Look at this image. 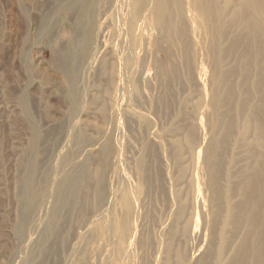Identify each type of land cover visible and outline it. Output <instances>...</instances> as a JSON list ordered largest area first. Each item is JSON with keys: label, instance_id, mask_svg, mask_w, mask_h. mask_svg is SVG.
I'll return each mask as SVG.
<instances>
[{"label": "rangeland", "instance_id": "1", "mask_svg": "<svg viewBox=\"0 0 264 264\" xmlns=\"http://www.w3.org/2000/svg\"><path fill=\"white\" fill-rule=\"evenodd\" d=\"M183 3V24L171 6L158 28L146 8L127 25L134 0H0V264H227L222 243L242 234L229 187L264 164L260 53L252 36L202 35Z\"/></svg>", "mask_w": 264, "mask_h": 264}, {"label": "bare ground", "instance_id": "2", "mask_svg": "<svg viewBox=\"0 0 264 264\" xmlns=\"http://www.w3.org/2000/svg\"><path fill=\"white\" fill-rule=\"evenodd\" d=\"M118 1V0H117ZM135 1V5H134V10H133V12H132V20L131 19H129V17H128V15H127V18H126V20L125 21H127V25L130 27V26H132V27H135L136 25H138L139 23V21L141 20V18H142V12H143V10L146 8V9H148V11L150 12V14H151V16H152V18H153V20H154V23L156 24V26L158 27V28H166V27H168V28H172L173 27V24L172 23H170V22H168L169 20H170V17H173V18H175L174 17V15L173 14H171L172 12L170 11V7L172 6V7H174V10L176 9L177 10V12H179L177 15H178V17H177V19L183 24V21H184V17H183V13H184V11H185V9H184V6H183V0H134ZM186 1V0H185ZM107 2V1H106ZM124 2V1H123ZM188 2H189V10H190V13H188V18L190 19V21L191 22H194V26H195V28H200V25H199V23H198V21H200L201 23H202V25L204 26V28H205V30H206V33H204V31H203V34L202 35H204V34H206V36H208V37H210V36H214V34H216V33H218V34H221L222 35V38H244V37H246V38H248V40L250 39L249 38V36H252V38H255L256 39V42H257V44L258 45H256V46H258V50H259V52L258 53H256V54H259L260 53V55H257V56H259V61H257L256 63H258L259 65H260V71H259V77H262V78H260V79H258V83H261V84H259V85H261L262 86V90L264 91V0H188ZM103 3H104V1H103ZM134 3V2H133ZM117 4V3H116ZM122 4H124V3H122ZM117 6V5H116ZM186 6V5H185ZM131 7V6H130ZM128 8V7H127ZM122 9H125V6H124V8H122ZM121 10V9H120ZM119 10V11H120ZM172 10V9H171ZM115 11V10H114ZM113 11V12H114ZM125 11V10H124ZM127 11V10H126ZM187 11V10H186ZM147 12V11H146ZM176 11H175V13H177ZM120 13V12H119ZM123 13V12H122ZM129 13V12H128ZM125 14H126V12H125ZM145 14V13H144ZM115 15V14H114ZM123 15V14H122ZM116 17H117V15H116ZM116 17H115V19H116ZM229 17V18H228ZM124 17L122 16V19H123ZM144 18V17H143ZM121 19V18H120ZM119 19V20H120ZM96 20H98V19H96ZM178 20H177V22H178ZM187 20V19H186ZM110 21V20H109ZM122 21H124V20H122ZM118 22V21H117ZM138 23V24H137ZM187 23V22H186ZM123 25V24H122ZM144 25V24H143ZM142 25V26H143ZM177 25H178V23H177ZM179 25H181V24H179ZM201 25V26H202ZM119 26V24L117 25V27ZM90 27H91V25H90ZM99 27V26H98ZM108 27V26H107ZM122 27V26H121ZM138 27V26H137ZM146 27H148V26H146ZM175 27V26H174ZM119 28V27H118ZM178 27H176V29H177ZM181 28V27H180ZM184 28V27H183ZM233 28H236V31H234V30H232ZM93 29H94V27H93ZM92 29V30H93ZM124 29H126V28H124ZM130 29V28H129ZM138 29V28H137ZM174 29V28H173ZM96 30V29H95ZM99 30H101V29H99ZM151 30V29H150ZM172 30V29H171ZM186 30V29H185ZM184 30V32H186ZM189 30V29H188ZM195 30V29H194ZM197 30V29H196ZM91 32V31H90ZM89 32V33H90ZM121 32V31H120ZM169 32V31H168ZM177 32H178V30H177ZM177 32H175L176 34H177ZM229 32H231V33H229ZM122 33V32H121ZM170 33H172V32H170ZM174 33V34H175ZM199 33V32H198ZM229 33V34H228ZM132 34V33H131ZM169 34V33H168ZM187 34V33H186ZM122 35V34H121ZM126 35V34H125ZM189 35H190V33H189ZM88 36V35H87ZM86 36V37H87ZM90 36V35H89ZM183 36V35H182ZM182 36H181V38H182ZM185 36H187V35H184V37ZM128 37V36H127ZM218 38H219V35L217 36ZM125 38V37H124ZM211 38V37H210ZM115 39V38H114ZM116 39H118V38H116ZM115 39V40H116ZM106 40V39H105ZM110 40V39H109ZM126 40H128V38L126 39ZM113 41V40H112ZM117 41V40H116ZM254 41V40H253ZM110 42H111V40H110ZM126 42H128V41H126ZM225 42V41H224ZM118 43V41L116 42V44ZM137 43V42H136ZM236 43V42H235ZM234 43V44H235ZM251 44H253V43H251ZM124 45V44H123ZM235 46V45H234ZM111 47V46H110ZM109 47V48H110ZM250 47H252V46H250ZM253 47H255V45L253 46ZM114 48H116L115 46H114ZM127 48H129V47H127ZM135 48V47H134ZM256 48V47H255ZM255 48H254V51H255ZM111 49V48H110ZM138 49V48H137ZM257 50V49H256ZM113 51V50H112ZM134 51V50H133ZM137 51V50H136ZM111 53V52H110ZM113 56H115V54H112ZM117 56L119 55V58H117V59H119L120 61L121 60H124L126 63H128L129 64V62H128V60H129V56H127V52H120V51H118V54H116ZM132 56V55H131ZM224 57V56H223ZM98 58V57H97ZM100 58V57H99ZM136 58V57H135ZM214 59L213 60H215V62H218V58L217 57H213ZM257 59H258V57H256ZM104 59V58H103ZM222 59V58H221ZM224 60V59H223ZM243 60V59H242ZM240 61V62H243V61ZM118 61V60H117ZM103 62V61H102ZM101 62V63H102ZM110 62V61H109ZM116 62V61H115ZM231 62V61H230ZM229 62V63H230ZM232 62H234V61H232ZM251 62H253V61H251ZM97 63V62H96ZM117 63H119V61L117 62ZM105 64V63H104ZM222 64V63H221ZM231 64V63H230ZM233 64V63H232ZM240 64V63H239ZM242 64V63H241ZM254 64H255V62H254ZM257 64V65H258ZM101 65V64H100ZM119 65H120V63H119ZM249 66H251L250 65V63L248 64ZM252 65H253V63H252ZM256 65V64H255ZM134 66V65H133ZM229 66H231V65H229ZM239 66H241V65H239ZM248 66V67H249ZM100 67V66H99ZM248 67H246V68H248ZM254 67V66H253ZM256 67V66H255ZM258 67V66H257ZM104 68V67H103ZM121 68H122V66H121ZM125 68V67H124ZM130 68H131V66H130ZM99 69H101V68H99ZM250 69V68H249ZM259 69V68H258ZM116 70V69H115ZM121 70V69H120ZM119 70V71H120ZM136 70V69H135ZM251 70H252V68H251ZM126 71V70H125ZM132 71V70H131ZM248 71V69H246V72ZM254 71V70H253ZM256 71V70H255ZM109 72V71H108ZM117 72V71H116ZM121 72H122V70H121ZM121 72H119V73H121ZM245 72V71H244ZM249 72V71H248ZM256 73V74H257ZM122 74V73H121ZM248 74V73H247ZM253 74V73H252ZM261 74V75H260ZM101 75V74H100ZM245 75V77L247 76L246 74H244ZM251 75V74H250ZM250 75L248 74V76H247V79H248V77H250ZM255 75V74H254ZM115 76V75H114ZM119 76V75H118ZM123 77V76H122ZM256 77V76H255ZM252 77H250V79H251ZM254 78V77H253ZM119 79L121 80V78H120V76H119ZM247 79H243V81H245V80H247ZM250 79H248L247 80V84H248V82H250L251 80ZM255 79V78H254ZM122 80H123V78H122ZM121 80V81H122ZM127 81V80H126ZM253 81H255V80H252V82ZM115 83V82H114ZM120 83V82H119ZM128 83V82H127ZM245 83V82H244ZM257 83V84H258ZM122 84H123V82H122ZM221 84V83H220ZM255 84V83H254ZM116 85V84H115ZM119 85V89H121V87H120V85L121 84H118ZM129 86V85H128ZM136 86H138V85H136ZM223 86H224V83H223ZM254 86V85H253ZM123 87V86H122ZM256 87H257V85H256ZM118 88V87H117ZM130 88V87H129ZM205 88H207V87H205ZM247 88V87H246ZM245 88V89H246ZM259 88H261V87H259ZM244 89V88H243ZM130 90V89H129ZM206 90V89H205ZM242 90V89H241ZM256 90V89H255ZM257 90H258V88H257ZM256 90V91H257ZM120 91H122V90H120ZM223 91V90H222ZM246 91H248L247 89L245 90V92ZM255 91V92H256ZM123 92V91H122ZM119 93V92H118ZM137 93V92H136ZM242 93H244V91L242 92ZM248 93V92H247ZM247 93H245L246 94V96H247ZM260 93H263V92H260ZM259 93V94H260ZM120 94V93H119ZM117 95V94H116ZM263 95V94H262ZM262 95H261V97H262ZM245 96V97H246ZM257 96H259V95H257ZM118 97H119V95H118ZM117 97V98H118ZM120 97H121V95H120ZM224 97V96H223ZM260 97V98H261ZM122 98V97H121ZM247 98V97H246ZM253 98H254V96H253ZM244 99V98H243ZM243 99H241L240 101H242ZM250 99V98H249ZM248 99V100H249ZM251 99H252V97H251ZM264 98H262V100H263ZM115 100H116V97H115ZM119 100V99H118ZM226 100V99H225ZM232 100V99H231ZM252 101V100H251ZM258 101H261L260 99L258 100ZM119 102V101H118ZM121 102H122V99H121ZM226 102V101H225ZM247 102V101H246ZM245 102V103H246ZM254 102V101H253ZM117 103V102H116ZM252 103V102H251ZM259 103V102H258ZM261 103H263V102H261ZM119 104V103H118ZM222 104V103H221ZM220 104V105H221ZM228 104H230V103H228ZM253 104V103H252ZM121 105H123V103H121L119 106H120V108H121ZM219 105V106H220ZM227 105V104H226ZM249 105V104H248ZM262 105V104H261ZM260 105V106H261ZM212 106V105H211ZM242 106H244V105H242ZM259 106V105H258ZM118 107V106H117ZM222 107V106H221ZM263 107V106H262ZM262 107H260V108H262ZM119 108V107H118ZM118 108H116V109H118ZM119 108V109H120ZM147 108V107H146ZM245 108V107H244ZM254 108V107H253ZM258 108V107H257ZM260 108H258L257 110H259ZM219 109H220V107H219ZM248 109H249V107H248ZM121 110V109H120ZM152 110V109H151ZM254 110V109H253ZM261 110V109H260ZM150 110H148L147 112H149ZM220 111V110H219ZM218 111V112H219ZM120 111H118L117 113H119ZM151 112V111H150ZM262 112V111H261ZM255 114H256V112H254ZM259 113H260V111H259ZM120 114V113H119ZM241 114V113H240ZM246 114H247V112H246ZM253 113H251V115H252ZM263 114V113H262ZM214 115V114H213ZM257 115V114H256ZM210 116V115H209ZM255 116V115H254ZM121 117V116H120ZM119 117V118H120ZM262 117V120H263V116H261ZM260 117V118H261ZM146 118V117H145ZM144 118V119H145ZM152 118V117H151ZM215 118H216V116H215ZM209 119V117H207V119L206 120H208ZM203 120V119H202ZM205 120V119H204ZM119 121V120H118ZM264 121V120H263ZM121 122V121H120ZM256 123V122H255ZM260 123H261V121H260ZM118 124H119V122H118ZM258 124V123H257ZM262 124H264V122L262 123ZM203 125V124H202ZM209 125V124H208ZM261 125V124H260ZM210 126V125H209ZM258 126H259V124H258ZM263 127H264V125H262ZM262 126H261V128H262ZM207 127V126H206ZM256 128H257V126H256ZM206 130V129H205ZM259 130V129H258ZM219 131V130H218ZM247 131V130H246ZM263 132H264V130H262ZM262 131H260V133H259V135H260V139H261V142L260 141H258V142H260L261 143V148L262 149H264V135H263V132ZM154 132V131H153ZM248 133V132H247ZM152 134V133H151ZM246 134V133H245ZM255 134H257V133H255ZM204 135V134H203ZM217 136H218V134H217ZM246 136V135H245ZM204 137V136H203ZM213 137V136H212ZM152 138V137H151ZM208 138V137H207ZM214 138V137H213ZM256 138H257V136H256ZM123 139V138H122ZM203 139V138H202ZM214 139H216V138H214ZM213 139V140H214ZM241 139H244V137L243 138H241ZM259 139V140H260ZM207 140V139H206ZM218 140V139H217ZM208 141L210 142V138L208 139ZM240 141V140H239ZM108 142V141H107ZM258 142H256V143H258ZM111 143V142H110ZM204 143V142H203ZM259 143V144H260ZM205 144H207V143H205ZM215 144V143H214ZM216 144H217V142H216ZM245 145V144H244ZM255 145V144H254ZM257 145V144H256ZM207 146V145H206ZM210 146V145H209ZM208 147V146H207ZM207 147H205L206 149H208ZM242 147V146H241ZM259 147V146H258ZM205 149V150H206ZM215 149V148H214ZM244 149V148H243ZM242 149V150H243ZM264 151V150H263ZM106 152V151H105ZM202 152V151H201ZM205 152V151H204ZM208 152H209V150H208ZM107 153H109V152H107ZM203 153V152H202ZM110 154H111V152H110ZM247 154H248V151H247ZM111 155H113V154H111ZM208 155H210V153H208ZM249 155H250V153H249ZM207 156V155H206ZM211 156V155H210ZM214 156V155H213ZM209 157V156H208ZM207 157V158H208ZM215 157V156H214ZM250 157H252V156H250ZM172 158V157H171ZM203 159H204V156L202 157ZM206 158V157H205ZM209 159V161H207V162H210V157L208 158ZM212 159V158H211ZM216 159V158H215ZM217 160V159H216ZM264 160V159H263ZM145 162V161H144ZM204 162L205 161H203V165H204ZM216 162V161H215ZM214 162V163H215ZM218 162V161H217ZM264 162V161H263ZM121 163V162H120ZM142 163H143V160H142ZM141 163V164H142ZM246 163H248V162H246ZM253 165H252V162H251V165L250 166H248V168H246L245 169V172L243 173V181H240V182H242V191H241V195H240V193L239 194H236V192H234L235 191V187L234 186H231L230 185V187H229V191H231V194H230V196H229V199H230V201H232V200H234V199H239L240 198V204H239V202L237 203V205H235V204H233L229 209L230 210H228L229 211V213H228V216H227V214L225 215V213H224V215H225V217L227 216V220H228V225H229V227L230 226H233V225H236V224H238L239 222L241 223V226H240V230L242 231V234H240L241 235V238H236V239H238V240H240V244H239V241H238V247L237 248H235L234 249V247H233V243H234V241L235 240H233V239H231V241H227V244H225L224 245V242L222 243L223 244V246H224V248H223V253H222V257H223V254L225 255V257H227L228 258V261H227V264H264V164L262 165H260L258 162H257V166H256V158L254 159V161H253ZM144 164V163H143ZM146 164V163H145ZM210 164V163H209ZM216 164V163H215ZM243 164V162L241 163V165ZM206 165H207V163H206ZM145 166V165H144ZM146 166H148V165H146ZM121 167H123L124 168V166H122V164H121ZM139 167V166H138ZM210 167V166H209ZM209 167H208V170H209ZM125 169V168H124ZM140 169V168H139ZM144 169H145V167H144ZM147 169H149V168H147ZM146 169V170H147ZM240 169V168H239ZM74 170V169H73ZM146 170H144V171H146ZM212 170H214V169H212ZM98 171V170H97ZM99 171H101V170H99ZM141 172H142V170H140ZM144 171H143V173H144ZM98 173V172H97ZM150 173V172H149ZM148 173V174H149ZM98 174H100V173H98ZM122 174H124V173H122ZM213 174V173H212ZM126 175V174H125ZM208 175V174H207ZM237 175V174H236ZM241 175V174H240ZM69 176V175H68ZM146 176V175H145ZM144 176V177H145ZM123 177H124V175H123ZM126 177V176H125ZM150 177H151V175H150ZM232 177V176H231ZM237 177V176H236ZM100 178V177H99ZM155 179H156V177H154ZM208 178H209V175H208ZM212 178H213V176H212ZM98 179V178H97ZM150 179V178H149ZM152 179V178H151ZM159 179H161V178H159ZM233 179V178H232ZM124 180H126V178L124 179ZM130 180V179H129ZM144 180H146V178H144ZM210 180H211V178H210ZM128 181V180H127ZM148 181V179L146 180V182ZM159 181V180H158ZM207 181H208V179H207ZM212 181H213V179H212ZM211 181V182H212ZM126 182V181H125ZM124 182V183H125ZM144 182V181H143ZM218 182H220V181H218ZM223 182V181H222ZM148 183H149V181H148ZM150 183H151V181H150ZM162 184H163V182H161ZM160 183V184H161ZM199 183V182H198ZM204 183H205V181H204ZM144 184V183H143ZM147 184V183H146ZM146 184H144V185H141V186H145ZM206 184V183H205ZM204 184V185H205ZM211 184V186H209V187H212V183H210ZM239 184V183H238ZM98 185V184H97ZM151 185V184H150ZM173 184L171 183V186H172ZM226 185V184H225ZM149 186V185H148ZM241 186V185H240ZM239 186V187H240ZM98 187V186H97ZM173 187V186H172ZM207 187V186H206ZM111 188V187H110ZM141 188V187H140ZM108 189H109V186H108ZM209 190V189H208ZM212 190V189H211ZM211 190H209V191H207V192H211ZM237 190V192H240V190L239 189H236ZM239 190V191H238ZM109 191V190H108ZM173 191V190H172ZM218 191V190H217ZM60 192V191H59ZM63 192V191H62ZM99 192V191H98ZM145 192V191H144ZM143 192V193H144ZM152 192V191H151ZM201 192H202V190H201ZM92 193V192H91ZM112 193V192H111ZM146 193V192H145ZM144 193V194H145ZM203 193V192H202ZM235 193V194H234ZM126 194V193H125ZM218 194V193H217ZM143 195V194H142ZM150 195H151V193H150ZM162 195V194H161ZM173 195V194H172ZM203 195V194H202ZM132 196V195H131ZM152 196H154V195H152ZM151 196V197H152ZM167 196V195H166ZM212 196H213V194H212ZM69 197H71L70 195H69ZM93 197V196H92ZM98 197V196H97ZM97 197H96V199H97ZM128 197V196H127ZM220 197V196H219ZM154 197H152V199H153ZM158 198V197H157ZM172 198V197H171ZM171 198H170V200H171ZM179 198V197H178ZM211 198V197H210ZM213 198H214V196H213ZM95 199V198H94ZM143 199V198H142ZM69 200V199H68ZM160 200V199H159ZM172 200H173V198H172ZM178 200V199H177ZM219 200H220V198H219ZM92 201H93V199H92ZM110 201V200H109ZM175 201V200H174ZM209 201V200H208ZM226 201H227V198H226ZM131 202V201H130ZM156 202H158V201H156ZM161 202H163L162 200H161ZM171 202V201H170ZM173 202V201H172ZM212 202V201H211ZM210 202V203H211ZM215 202H216V200H215ZM58 203V202H57ZM141 204H142V202H140ZM147 203V202H146ZM158 203H160V202H158ZM158 203H157V205H158ZM165 203V202H164ZM168 203V202H167ZM175 203H176V201H175ZM218 203H219V201H218ZM120 204H121V220H120V222H119V231H120V233H121V235L123 236L122 237V239H124V237H126L127 236V233H128V225H129V220H128V218H130V213H131V210H130V208H129V206H128V204H127V198H124V200L122 199L121 200V202H120ZM173 204V203H172ZM181 204V203H180ZM204 204V203H203ZM231 204V203H230ZM94 205H95V203H94ZM97 205V204H96ZM136 205V204H135ZM152 205V204H151ZM150 205V206H151ZM155 205V204H154ZM160 205V204H159ZM165 205V204H164ZM174 205V204H173ZM211 205V204H210ZM133 206V205H132ZM136 206H138V205H136ZM146 206H148V204L146 205ZM145 206V207H146ZM168 206V205H167ZM180 206H182V205H179V208H180ZM205 206V205H204ZM230 205H228V207H229ZM173 207V206H172ZM206 207H207V204H206ZM212 207V206H211ZM227 207V206H226ZM262 207V208H261ZM94 208H96L95 206H94ZM147 208V207H146ZM151 208V207H150ZM159 208V207H158ZM157 208V209H158ZM161 208V207H160ZM178 208V209H179ZM216 208V207H215ZM169 209H170V207H169ZM98 209H96V211H97ZM106 210V209H105ZM156 210V209H155ZM185 210V209H184ZM213 210H216V209H214L213 208ZM212 210V211H213ZM103 211V210H102ZM160 211V210H159ZM162 211V210H161ZM160 211V212H161ZM170 211V210H169ZM182 211V210H181ZM153 212V211H152ZM216 212V211H215ZM147 213V212H146ZM145 213V214H146ZM155 213H157L156 211H155ZM163 213V212H162ZM166 213H167V211H166ZM177 213V212H176ZM211 213V212H210ZM168 215H169V212L167 213ZM195 214V213H194ZM198 214V213H197ZM222 214V213H221ZM179 215V214H178ZM242 215V217L240 218V216ZM96 216V215H95ZM156 216V215H155ZM162 216H163V214H162ZM194 216H196V215H194ZM214 216V215H213ZM145 217V216H144ZM148 217V216H147ZM156 217H158V216H156ZM165 217V216H164ZM197 217V216H196ZM211 217H212V214H211ZM224 217V218H225ZM166 218V217H165ZM171 218H172V216H171ZM199 218V217H198ZM145 219V218H144ZM161 219V218H160ZM160 219H159V221H160ZM177 219V218H176ZM178 219H180V218H178ZM240 221H239V220ZM163 221H164V219H163ZM179 221V220H178ZM177 221V222H178ZM215 221V220H214ZM237 221H239L238 223H237ZM173 222V221H172ZM216 222H217V219H216ZM225 222H226V220H225ZM92 223V222H91ZM145 224V223H144ZM162 224H164L163 222H162ZM214 224H216V223H214ZM223 224H224V222H223ZM160 225V224H159ZM225 225V224H224ZM150 226V225H149ZM174 226H176V224L174 225ZM189 226H191V225H189ZM214 226H216V225H214ZM141 227V226H140ZM224 226H222V228H223ZM149 228V227H148ZM136 229H138V228H136ZM159 229V228H158ZM224 229V228H223ZM230 229V228H229ZM96 230V229H95ZM134 230H135V228H134ZM164 230V229H163ZM192 230V229H191ZM190 231V230H189ZM188 231V232H189ZM193 231V230H192ZM222 231V230H221ZM220 231V232H221ZM236 231V230H235ZM163 232V231H162ZM168 232H169V230H168ZM213 232H215V230H213ZM217 232V231H216ZM155 233V232H154ZM190 233V232H189ZM212 233V232H211ZM138 234H139V232H138ZM216 234V233H215ZM214 234V235H215ZM223 234V233H222ZM134 236H135V231H134V234H133ZM167 235V234H166ZM190 235V234H189ZM211 235H213V234H211ZM214 235H213V237H214ZM239 235V236H240ZM104 236V235H103ZM137 236V235H136ZM149 236V235H148ZM165 236V235H164ZM229 236V235H228ZM191 237H192V234H191ZM218 237L220 238V234H218ZM234 237V236H233ZM134 238V237H133ZM222 238V237H221ZM232 238V237H231ZM102 239V238H101ZM100 239V240H101ZM138 239V238H137ZM140 239V238H139ZM147 239V238H146ZM211 239H212V237H211ZM214 239H216V238H214ZM223 239V238H222ZM133 240V239H132ZM135 240V239H134ZM134 240L132 241V244H133V242H134ZM197 240V239H196ZM195 241V240H194ZM194 241H192V242H194ZM214 241V240H213ZM216 242V241H215ZM226 242V241H225ZM141 243V242H140ZM196 243V242H195ZM131 244V245H132ZM194 244V243H193ZM210 245H211V243H210ZM212 247H213V244L211 245ZM221 246V245H220ZM131 248L133 247V245L132 246H130ZM151 247V246H150ZM211 247V248H212ZM210 248V247H209ZM140 249H142V248H140ZM184 249V248H183ZM185 249L187 250L188 248H186L185 247ZM185 249H184V252H185ZM191 249H193V248H191ZM221 249V248H220ZM137 250H138V248H137ZM210 250V249H209ZM131 251V250H130ZM188 251V250H187ZM194 251V250H193ZM208 251V250H207ZM133 252V251H132ZM144 252H146V251H144ZM189 252V251H188ZM195 253V252H194ZM210 253H211V250H210ZM191 254V253H190ZM205 254H207V252L205 253ZM205 254L203 255V257H206L205 256ZM220 254H221V252H220ZM219 254V255H220ZM195 255H196V253H195ZM197 255H198V252H197ZM196 255V256H197ZM184 256H185V253H184ZM190 256V255H189ZM194 256V255H193ZM192 256V257H193ZM166 257V256H165ZM181 257V256H180ZM161 258V257H160ZM164 258V257H163ZM208 258V257H207ZM219 258H220V256H219ZM227 258H226V260H227ZM185 259H188L187 257L185 258ZM185 259H183V260H185ZM196 259V258H195ZM201 259H202V257H201ZM201 259L199 260V263L201 262ZM206 259V258H205ZM218 259V258H217ZM155 260V259H154ZM180 260V259H179ZM194 260V259H193ZM207 260V259H206ZM209 260V259H208ZM221 260V259H220ZM224 260V259H223ZM216 261H218V260H216ZM194 262H195V260H194ZM207 262V261H206ZM226 262V261H225ZM184 263H185V261H184ZM191 263H192V260H191ZM208 263V262H207ZM180 264V263H179ZM187 264V263H186ZM202 264V263H201ZM225 264V263H224Z\"/></svg>", "mask_w": 264, "mask_h": 264}]
</instances>
